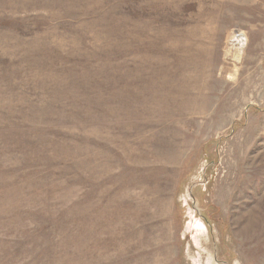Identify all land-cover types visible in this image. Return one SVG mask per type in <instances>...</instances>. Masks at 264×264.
Returning <instances> with one entry per match:
<instances>
[{"label": "rangeland", "instance_id": "obj_1", "mask_svg": "<svg viewBox=\"0 0 264 264\" xmlns=\"http://www.w3.org/2000/svg\"><path fill=\"white\" fill-rule=\"evenodd\" d=\"M0 264H264V0H0Z\"/></svg>", "mask_w": 264, "mask_h": 264}]
</instances>
